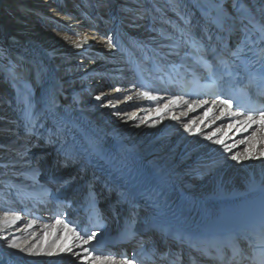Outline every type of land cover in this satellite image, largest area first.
I'll return each mask as SVG.
<instances>
[{
    "label": "bare ground",
    "instance_id": "1",
    "mask_svg": "<svg viewBox=\"0 0 264 264\" xmlns=\"http://www.w3.org/2000/svg\"><path fill=\"white\" fill-rule=\"evenodd\" d=\"M212 3L264 22V0H0V61L11 64H0V195L5 186L55 196L46 161L34 163L47 154L68 162L53 168L69 170L60 192L90 176L120 205L139 192L132 173L223 203L264 194V120L228 123L224 106L164 97L138 79L154 51L180 54L183 27L217 25ZM245 127L253 128L239 137ZM85 241L65 224L0 209L6 252L42 264H117L85 252Z\"/></svg>",
    "mask_w": 264,
    "mask_h": 264
},
{
    "label": "rangeland",
    "instance_id": "2",
    "mask_svg": "<svg viewBox=\"0 0 264 264\" xmlns=\"http://www.w3.org/2000/svg\"><path fill=\"white\" fill-rule=\"evenodd\" d=\"M124 6H128V4L126 5H124ZM250 12H253V10H249ZM125 26H127V28H129L130 26H131V24L130 23H128V24H125ZM2 61H0V64H1V66H3V67H5V68H7V69H10V67H11V64H10V62L8 61V64L5 62V61H3L4 60V58H2L1 59ZM100 77H102V76H96L95 78H93V79H91L90 80V84H92L91 86H94V84L97 82V81H100V80H98ZM108 79V78H107ZM112 79V78H111ZM111 79H109V80H111ZM97 80V81H96ZM107 81L108 83H110V81ZM112 81V80H111ZM7 87L4 85V83L2 84V85H0V90H5ZM6 91H7V89H6ZM9 123H11L10 122V120L8 121ZM4 129H2V130H0V137H2V138H6V135L4 134V131H3ZM8 139H6L5 141H7ZM25 144H28L27 146H25L22 150H27V148H32L31 146V143L29 144V142H26ZM48 145V144H47ZM38 145L36 148H38V147H41V149H37V150H47V148H49V147H51V145ZM54 146V145H53ZM3 150V149H2ZM22 154V153H21ZM1 155V154H0ZM41 155H43V153H41ZM60 155H61V152H60V150H57L56 151V157L57 158H60ZM49 154H47V156H43L44 157V160L46 161V163H47V160L49 159ZM20 157H22V156H20ZM42 157V156H41ZM40 157V158H41ZM64 159L66 158V157H63ZM69 159V158H68ZM32 160V159H31ZM42 160V159H41ZM28 162H30V161H28ZM26 164L27 163H25L24 164V166H26ZM46 167V166H45ZM44 167V170H46V168ZM64 167H66L65 165H63V167L62 168H64ZM23 168V166L20 164L19 166H18V169H22ZM54 168L55 169H58V168H60V165L57 163L55 166H54ZM64 169H62V171H63ZM69 170H67V171H65V172H63V173H66V172H68ZM43 173H44V171H43ZM170 174V173H169ZM80 175H81V172H80ZM170 175H172V174H170ZM80 178V176L78 177V179ZM239 182H241V180L239 181ZM20 257H22V256H20ZM24 258V257H23ZM35 261V260H34ZM111 262V261H110ZM37 263V262H36ZM113 263V262H112ZM39 264H42V263H39ZM118 264V263H117Z\"/></svg>",
    "mask_w": 264,
    "mask_h": 264
},
{
    "label": "snow or ice",
    "instance_id": "3",
    "mask_svg": "<svg viewBox=\"0 0 264 264\" xmlns=\"http://www.w3.org/2000/svg\"><path fill=\"white\" fill-rule=\"evenodd\" d=\"M97 99H100V98L97 97ZM224 103H225V104H230V101L225 100ZM256 115H257L258 117H260L261 120H264V111H260V112L257 113ZM247 119H248L249 121H252V122H258V121H254V120H253V115H252V114H249L248 117H247ZM233 159H237V157H233ZM92 235H95V234H94V233H93V234H90V237H91ZM96 259L99 260V259H107V258L96 257ZM127 264H131V262H127Z\"/></svg>",
    "mask_w": 264,
    "mask_h": 264
}]
</instances>
